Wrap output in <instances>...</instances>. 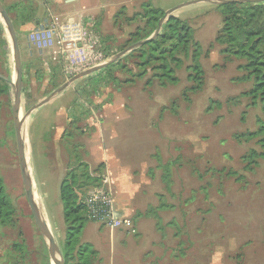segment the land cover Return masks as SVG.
<instances>
[{"label": "rangeland", "instance_id": "1", "mask_svg": "<svg viewBox=\"0 0 264 264\" xmlns=\"http://www.w3.org/2000/svg\"><path fill=\"white\" fill-rule=\"evenodd\" d=\"M0 1L20 49L21 118L80 68L51 49L37 51L29 46L27 35L42 18L56 15L72 23L83 16L91 26L93 51L100 50V65L151 33L150 10L165 13L182 6L165 21L178 20L189 34L186 52L179 47L174 51L181 61L173 74L176 83L160 84L156 63L150 59L145 64L141 52L132 50L28 116L25 144L32 189L60 250L66 229L60 184L74 174L78 177L74 188L84 185L83 195L99 185L104 172L102 166L90 171L93 162L82 130L89 132L87 125L110 116L115 121H100V154L129 168L122 194L137 203L130 218L135 228H156L157 240L147 245L148 239L140 234H123L120 242H112L109 230L100 224L98 260L93 247L81 243L92 240L82 228L76 240L84 246L89 264H264V161L248 158L251 150L259 152L248 134L257 131L261 111L250 107L243 96L252 85L239 69L243 61L224 53L218 42L222 4H213L214 0ZM158 24L154 22V27ZM175 44L167 42L161 50L169 51ZM194 50L199 51V81L188 78ZM12 86L11 39L0 21V179L15 211L6 225H0V264H56L25 197ZM84 165L98 179L94 186L84 182ZM111 186L114 195L112 181ZM14 243L24 245V251ZM146 246V251L151 247L148 253L143 252ZM77 248L69 264L78 263Z\"/></svg>", "mask_w": 264, "mask_h": 264}, {"label": "trees", "instance_id": "2", "mask_svg": "<svg viewBox=\"0 0 264 264\" xmlns=\"http://www.w3.org/2000/svg\"><path fill=\"white\" fill-rule=\"evenodd\" d=\"M219 7L223 9V21L218 42L224 46V53L233 55L243 61V64L239 65V69L245 73V80L252 83L251 88L243 93V96L248 100L250 107H259L261 111V116L256 120L257 131L248 134V139L256 140L259 152L251 150L248 158H260L264 161V1L230 3ZM149 13L147 24L151 28V33H153L156 30L154 22L157 23L164 13L158 9L150 10ZM149 35L142 39H146ZM167 42L176 44L169 51L161 50ZM188 42L189 34L187 33V28L180 25L178 20L170 17L164 22L161 33L154 40L134 51L139 50L141 52L140 58L147 60L145 64L150 59L156 63L158 74L155 78L160 81V84H174L178 81L173 76L174 70L181 66V61L175 57L174 51L179 47L186 52ZM193 53L194 64L188 67L192 73L188 75V78L199 81L202 74L200 64L197 61L199 51L194 50ZM172 64L175 68H172ZM7 87L10 89V86ZM82 177L84 182L93 184L92 186L98 182L97 178L87 172L86 165H84ZM77 181V176L69 174L59 187V197L66 228L64 250H61L65 264H69V260L74 257L76 247H78L75 254L78 258L77 264H88L87 256L83 252L85 248L79 245L76 240L87 221L86 217L82 215L84 212L82 198L85 187L81 185V187L75 189L74 185ZM14 213V208L4 192L0 179V225H6ZM13 246L19 251H24L25 249L24 245L20 243H14Z\"/></svg>", "mask_w": 264, "mask_h": 264}, {"label": "built area", "instance_id": "3", "mask_svg": "<svg viewBox=\"0 0 264 264\" xmlns=\"http://www.w3.org/2000/svg\"><path fill=\"white\" fill-rule=\"evenodd\" d=\"M49 18L51 19L42 18L27 35L30 47L37 51L51 49L54 55L60 53L74 66H80L77 74L100 65V50L96 48L93 51L95 47L90 37L91 26L83 16L79 21L72 23H64L61 17L56 15ZM99 181V185L91 188L82 198L86 219L110 230L121 229L134 234L135 228L131 219L115 214L109 177L104 174Z\"/></svg>", "mask_w": 264, "mask_h": 264}, {"label": "water", "instance_id": "4", "mask_svg": "<svg viewBox=\"0 0 264 264\" xmlns=\"http://www.w3.org/2000/svg\"><path fill=\"white\" fill-rule=\"evenodd\" d=\"M258 1H264V0H214L211 1L213 4L216 5H225L230 3H245V2H258ZM182 6L173 8L171 10H168L164 13L163 17L159 20L158 27L156 30L152 33V35L144 40H141L133 45H131L129 48L125 49L124 51L120 52L118 55L113 57L108 62H105L102 65L93 67L87 71L81 72L74 77H72L67 83H65L63 86L58 88L54 93H52L49 97H47L45 100H42L37 105L32 107L23 118H19V110H20V94H21V57H20V49L19 44L16 37V32L14 30L13 24L3 7L1 1H0V21L6 28L10 39H11V47H12V57L14 62V74H15V88L12 86L13 89H15V94L12 102V116H13V123H14V134H15V140H16V149H17V156L20 168L23 173L24 177V191H25V197L28 202L29 208L37 222L39 233L49 250V252L56 257V264H65L63 254L59 248V246L52 240V237L49 233L47 222L41 212L39 211L36 203L32 199V179L29 171V162L26 158V152H25V142H24V132H25V121L28 118V116L33 112L34 110L38 109L48 101H50L53 97H55L57 94L61 93L65 89H67L70 85H72L77 80L84 78L88 75H91L92 73L98 72L104 68H106L108 65L116 61L122 56H125L127 53H129L132 50H135L146 43L154 40L160 33L161 26L163 22L166 20V18L171 15L174 11L179 9Z\"/></svg>", "mask_w": 264, "mask_h": 264}, {"label": "crops", "instance_id": "5", "mask_svg": "<svg viewBox=\"0 0 264 264\" xmlns=\"http://www.w3.org/2000/svg\"><path fill=\"white\" fill-rule=\"evenodd\" d=\"M74 1H77V0H63V3L68 4ZM85 78H81L77 80L76 82H74V84L79 83L82 79H85ZM92 118H90L91 119L90 121L93 120ZM107 120L115 121L114 117L111 118L110 116L105 118V121ZM100 121L101 120L99 117L97 118V122L95 124L93 123V124L87 125L86 127L89 128L88 129L90 130L89 132L84 133L85 130H82L83 138L85 141V148L87 152L89 153L90 160L93 162L92 164L93 166L89 168H90V171L93 172L97 168H99L100 170V166H102L101 168L102 172H104V174H107L111 178V181H112V184L115 190L113 196H114V203H115L114 209H115L116 216L131 219L130 217L133 216L136 211L134 207L137 205V203L129 195H126L125 194L126 192L122 194V192H124L123 191L124 190L123 189L124 175L127 173L129 168L126 169V167L121 162H112L107 158L106 155L100 154ZM105 121H101V123L104 124ZM132 223L134 225L133 221ZM134 228H135V225H134ZM108 230H109V237L112 242H114L115 239H117L120 242L123 239V234H126V235L131 234L130 232H127L121 229H114V230L108 229ZM83 233H86L87 238L88 236H90L92 240L89 241L88 239H86V241H82L81 243L92 246L93 247L92 254H94V257L95 258L97 257L99 260L100 259V224L87 221L86 225L84 224ZM155 233H157L156 228H147V229L135 228L134 235H138V234L142 235L143 237L148 239V242L146 244L149 245V243L154 244L155 241L157 240ZM146 248L147 246L144 247L143 252L146 251ZM150 248L151 247H148L146 253H148L151 250Z\"/></svg>", "mask_w": 264, "mask_h": 264}, {"label": "bare ground", "instance_id": "6", "mask_svg": "<svg viewBox=\"0 0 264 264\" xmlns=\"http://www.w3.org/2000/svg\"><path fill=\"white\" fill-rule=\"evenodd\" d=\"M19 118L21 119L20 114H19ZM26 121H27V119H26ZM26 121H25V124H24L25 127H26ZM25 131H26V129H25ZM24 142H25V132H24ZM25 146H26V144H25ZM25 152H26V158L28 160V155H27L26 147H25ZM29 171H30V165H29ZM30 175H31V171H30ZM32 199L34 200V202L36 203L39 211L41 212V214L43 215V217L46 220V217H45V214H44V211H43V207H42V204L40 202V198H39V196L35 192H33V189H32Z\"/></svg>", "mask_w": 264, "mask_h": 264}]
</instances>
